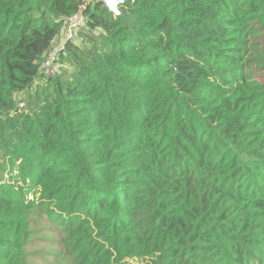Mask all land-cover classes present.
I'll list each match as a JSON object with an SVG mask.
<instances>
[{
  "label": "trees",
  "instance_id": "obj_1",
  "mask_svg": "<svg viewBox=\"0 0 264 264\" xmlns=\"http://www.w3.org/2000/svg\"><path fill=\"white\" fill-rule=\"evenodd\" d=\"M80 3L0 0V264H264V0L90 2L47 77Z\"/></svg>",
  "mask_w": 264,
  "mask_h": 264
},
{
  "label": "built area",
  "instance_id": "obj_2",
  "mask_svg": "<svg viewBox=\"0 0 264 264\" xmlns=\"http://www.w3.org/2000/svg\"><path fill=\"white\" fill-rule=\"evenodd\" d=\"M79 11L63 21L62 35L53 40L52 43L44 50L43 60L41 63V72L43 75L50 77L54 74V68L57 61L63 54L65 44L74 42L77 35L82 30L87 29L88 16L86 14L87 6L90 2H101L106 8L107 12L112 17H118L121 14V8L125 0H114V7L110 6L113 0H80Z\"/></svg>",
  "mask_w": 264,
  "mask_h": 264
},
{
  "label": "rangeland",
  "instance_id": "obj_3",
  "mask_svg": "<svg viewBox=\"0 0 264 264\" xmlns=\"http://www.w3.org/2000/svg\"><path fill=\"white\" fill-rule=\"evenodd\" d=\"M82 33H84V32H82ZM75 41L78 43L80 41V36H78V38ZM61 58H62V56H61ZM61 58L57 61L55 68H54V74L52 76H54L59 71Z\"/></svg>",
  "mask_w": 264,
  "mask_h": 264
},
{
  "label": "snow or ice",
  "instance_id": "obj_4",
  "mask_svg": "<svg viewBox=\"0 0 264 264\" xmlns=\"http://www.w3.org/2000/svg\"><path fill=\"white\" fill-rule=\"evenodd\" d=\"M110 6H113L114 7V0H113V3Z\"/></svg>",
  "mask_w": 264,
  "mask_h": 264
}]
</instances>
